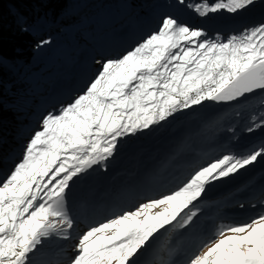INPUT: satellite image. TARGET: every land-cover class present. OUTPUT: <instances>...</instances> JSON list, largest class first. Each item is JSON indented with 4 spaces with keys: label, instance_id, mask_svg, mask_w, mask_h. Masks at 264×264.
<instances>
[{
    "label": "snow or ice",
    "instance_id": "6c2138e0",
    "mask_svg": "<svg viewBox=\"0 0 264 264\" xmlns=\"http://www.w3.org/2000/svg\"><path fill=\"white\" fill-rule=\"evenodd\" d=\"M254 2L176 0L178 14L162 15L155 30L118 56L96 60L98 68L81 91L41 115L20 158L0 180V264H35L51 239L75 241L67 264H138L160 234L197 227L198 202L208 185L264 158V145L224 154L174 190L87 224L73 236L78 217L68 203L72 182L95 167L107 171L122 140L205 102L231 103L264 91V22L213 37L181 18L187 11L199 19L234 15ZM51 42L41 38L35 48ZM259 128L264 112L251 117L246 131ZM180 251V242L169 239L148 264H177ZM185 264H264V210L246 222L219 225Z\"/></svg>",
    "mask_w": 264,
    "mask_h": 264
},
{
    "label": "rangeland",
    "instance_id": "374dc122",
    "mask_svg": "<svg viewBox=\"0 0 264 264\" xmlns=\"http://www.w3.org/2000/svg\"><path fill=\"white\" fill-rule=\"evenodd\" d=\"M96 6L97 10L81 21V25L85 27L81 35L75 30L77 27H73L56 35L50 44L41 48L42 62L49 70L52 69L51 64L48 63L50 58L62 61L55 69H58L59 76L57 81L53 82L55 83L54 87L43 93L42 105L30 110L26 113L27 115L21 114L17 116L16 120H13V110H19V108L12 106V103H7V106L0 103V128L6 125V133L2 135L1 140L4 144L0 143V180L20 158L22 148L31 132L37 128L41 115L77 95L94 76L98 68L96 60L101 57L118 56L155 30L162 15L178 14L176 0H152L144 11H141L142 13H137L135 22H130L121 29L115 27L102 30L105 25L118 18L126 6L110 0H105L103 3L98 2ZM135 10L137 9H132L129 13H133ZM130 17L128 19H131ZM125 18L122 17L115 24ZM181 18L205 28L210 36L214 37L216 33H220L226 37L238 33L246 27L264 22V0H255L247 9L234 15L220 12L205 19H199L187 11ZM205 22L214 24V26H208L204 24ZM59 26L61 30L65 27L62 24ZM216 26L222 28H215ZM105 41H109V43L106 44ZM87 67L90 68V71L85 73ZM51 74L52 71L45 73L46 76ZM59 94L61 97H57ZM262 95V99H259ZM262 95L249 104L246 103L247 105L243 99L231 103L213 102L206 105L205 108L193 111L194 113L191 111L193 116L187 115L186 111H181L150 130L125 138L121 141L115 157L108 162L107 171L95 167L74 179L68 195L69 207L78 217V221H81L85 214L91 215L97 208H104L105 201L110 196H116L117 190L120 192L126 186L136 183L143 185L142 189L149 188L151 191H155L151 196L136 199L129 204L125 203L127 205L125 209H130L147 199L157 198L162 193L174 190L195 169L221 155L227 153L246 154L249 150L264 145V128L256 129L251 133L246 131V128L251 124V117L253 115L259 117L260 113L264 112V104L261 103L264 101V93ZM244 105L246 106L242 107ZM229 107L234 109L230 112V110L228 111ZM237 112L240 113L239 116L236 115ZM193 125L197 126L195 127L196 136L188 134V137H191L190 142L193 144V149L189 153L181 155L173 148L174 146H169L170 142L181 143L188 132L194 131ZM228 128H232L234 131L230 132ZM10 133L11 136L13 134L12 138L8 137ZM207 133L213 139L218 137L217 141L211 145L206 144ZM132 140L138 147L131 152L128 151L127 145ZM229 144H232L230 150L227 148ZM170 178H174L172 185L168 183ZM157 187L161 191L156 192ZM221 187H225V189L221 191L224 196L217 198L221 203L219 209H217V204L201 206V202H198V207L202 211L194 230L184 234L171 231L162 233L144 254L152 253L169 239L173 243L179 241L181 251L175 257V259L180 257L177 262L179 264L184 254H182L183 249H188L191 245L198 246L200 242L212 236L222 223H243L264 210L261 205V201L264 200V158L258 159L253 165L226 179L208 185L202 198L208 194H215ZM235 200L237 203H233ZM97 201L100 202L97 203ZM252 205H256V207L253 208ZM225 209H229L227 214L224 213ZM212 210H217L218 213L217 217L209 223L203 217ZM246 215L247 218L244 219ZM105 219L90 224L102 222ZM82 229L83 226L80 231ZM185 235L188 238H184ZM67 242L68 240L60 239L45 241L40 254L33 258L35 264H67L68 255H61ZM144 254L139 258L138 264L148 263V259L141 261Z\"/></svg>",
    "mask_w": 264,
    "mask_h": 264
},
{
    "label": "trees",
    "instance_id": "16d2710c",
    "mask_svg": "<svg viewBox=\"0 0 264 264\" xmlns=\"http://www.w3.org/2000/svg\"><path fill=\"white\" fill-rule=\"evenodd\" d=\"M104 1L0 0V103L5 104V106H7V103H12V106L14 105L19 108V110H13V120H16L17 116L21 114L23 116L27 115L26 113L30 110L40 107L43 103L41 100L44 99V91H50L54 87L55 83L53 82H56L59 76L58 69H55L62 61L50 58L48 63L51 64L52 69L50 68L51 70H49L45 63L42 62L43 54L41 49L37 50L35 48L37 41L41 38H50L52 40L56 35L73 27H77L75 30L81 35L85 29L81 25V21L84 20V17L91 15V13L97 10L96 3H103ZM110 1L117 2L126 7H123L124 9L118 18L113 19L102 30L113 27L121 29L122 27H126L130 22H135L137 13H142L152 0ZM132 9L137 10L129 13ZM122 17L126 18L115 24ZM129 17L131 19H128ZM60 24L65 25L62 30L59 26ZM22 26L28 27L29 31H21ZM72 30L74 32V29ZM48 71H52V74L46 76L45 73ZM32 92L34 93L32 94ZM262 97L263 95L260 98H256L262 99ZM256 98L246 101L245 104H249V102ZM210 103L213 102H205L201 106L185 111L188 113L187 115L193 116L192 114L197 109L205 108ZM233 109L229 107L228 111L230 110L231 112ZM191 111L194 112L190 113ZM222 116H224L223 113ZM5 126L0 128V143L2 145L4 144L1 141L2 135L6 133ZM192 127L194 131L188 132L181 143L170 142L169 146H174L173 148L180 152L181 155L189 153L193 149V144L190 142L191 137H188V134L196 136L195 127L197 126L193 125ZM11 133L8 137L12 138L13 134L11 136ZM211 140L213 141L214 139L208 134L206 142ZM137 147L138 145L134 140L130 141L127 145L128 151L131 152Z\"/></svg>",
    "mask_w": 264,
    "mask_h": 264
},
{
    "label": "bare ground",
    "instance_id": "6f19581e",
    "mask_svg": "<svg viewBox=\"0 0 264 264\" xmlns=\"http://www.w3.org/2000/svg\"><path fill=\"white\" fill-rule=\"evenodd\" d=\"M196 24V23H194ZM204 24H207L208 26L210 25H213L214 24H211L209 22H205ZM206 25V26H207ZM215 28H222L221 26L220 27H215ZM126 42V41H125ZM88 69V68H87ZM86 69V71H87ZM89 70V69H88ZM90 71V70H89ZM78 82H80V80H78ZM61 94H59L57 97H61L60 96ZM62 95H64L62 93ZM222 156V155H221ZM220 156V157H221ZM134 191L133 193H129L128 190H126V187L122 188L120 190V194H122L124 197H129L130 198V202L132 203L134 200H138L139 198H143V197H148V196H151L152 193H155V191H151L148 187V189H142L143 185H138L136 183H134ZM158 188V187H157ZM156 188V189H157ZM225 189V187H221L219 189L218 192H216L215 194L212 195V197H209L210 195H207L206 198H216V197H219L221 196V194H223V192L221 193V191H223ZM150 191V192H149ZM161 191L160 188H158L156 190V192H159ZM118 192V190H117ZM132 196V198L130 196ZM212 203H217V201H211ZM233 203H237V200H235ZM124 202H122V198H120V200L116 199L115 196H110L106 201H105V207L104 208H97V210H95L94 212L90 214H85L84 215V218H82L81 221H78L77 222V227L76 229L73 231V236L76 235V233H78L80 231V228L83 226V228L87 225V224H90L92 222H95V221H98V220H102L103 218H108L114 214H117L119 213L120 211H122L121 209H125V206H124ZM217 209H219V205H217ZM90 211H92V209H90ZM229 212V209H226L224 211V213H228ZM217 213L218 211L217 210H212L211 212H209L208 214H206L205 217H203V219H206L209 221V223H211L216 217H217ZM247 218V215L244 217V219ZM231 220V219H230ZM205 227V226H204ZM210 233V232H209ZM184 238H188L186 235L184 236ZM74 240H68L66 247L63 248L64 251H62L61 255L63 254L64 256H66V254L68 255V257L70 255H72V251H71V246L74 244ZM189 246V245H188ZM196 247V245H195ZM193 247L192 245L190 246V248L188 247V249H183L182 250V260L179 264H184L185 263V260H186V256L189 255L191 253V250H193ZM151 260L152 259V253H146L144 254V256L142 257L141 261H145V260ZM180 259V257L176 258V262H178ZM148 264V263H147Z\"/></svg>",
    "mask_w": 264,
    "mask_h": 264
},
{
    "label": "water",
    "instance_id": "95a60500",
    "mask_svg": "<svg viewBox=\"0 0 264 264\" xmlns=\"http://www.w3.org/2000/svg\"><path fill=\"white\" fill-rule=\"evenodd\" d=\"M262 93H263V91H261V90H257V91H255V92H253L252 94L248 95L247 97L243 98V100H248V99H250V98H252V97L259 96V95H261Z\"/></svg>",
    "mask_w": 264,
    "mask_h": 264
}]
</instances>
